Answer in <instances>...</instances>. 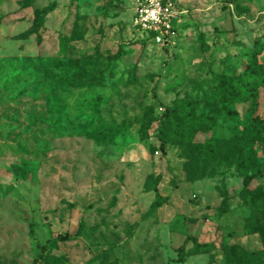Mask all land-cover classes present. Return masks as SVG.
Returning a JSON list of instances; mask_svg holds the SVG:
<instances>
[{
  "label": "rangeland",
  "instance_id": "1",
  "mask_svg": "<svg viewBox=\"0 0 264 264\" xmlns=\"http://www.w3.org/2000/svg\"><path fill=\"white\" fill-rule=\"evenodd\" d=\"M176 1L158 46L133 26L137 0H0V264H261L236 167L189 180L185 149L162 140L168 109L215 117L202 143L264 123L258 82L231 115L208 87L258 52L264 69V0ZM251 148L264 192V146Z\"/></svg>",
  "mask_w": 264,
  "mask_h": 264
},
{
  "label": "trees",
  "instance_id": "2",
  "mask_svg": "<svg viewBox=\"0 0 264 264\" xmlns=\"http://www.w3.org/2000/svg\"><path fill=\"white\" fill-rule=\"evenodd\" d=\"M249 1V0H248ZM223 4L233 5L238 7V0H223ZM52 8H46L42 11L35 12V24L40 26L44 16L51 12ZM73 38L80 39L81 35L76 33ZM146 40H150L146 35ZM262 46L260 47L261 51ZM61 52L67 53L66 43L62 44ZM251 55L246 67L233 76H227L224 73L214 72L210 80L209 93L213 101H218L224 105V110L228 115H231V109L239 104H244L248 101L257 98L255 89L256 82L264 87V69L256 76L254 70L257 67V55ZM69 85H74L69 84ZM208 92V91H207ZM206 95V94H205ZM234 113L235 110H234ZM166 121L168 122L170 140H162V148L172 141H176L184 150V158L189 162L186 171H191L188 179H203L208 175H216V170L210 168L211 163H216L218 167L225 166L230 168L236 167L237 173L243 178V189L240 192V197L243 203L251 209V216L246 221L245 231L252 234H258L262 239L263 249L261 250V264H264V224H260L257 216L264 221V192L253 189L252 184L257 179L258 174H248L246 169L248 164L252 163L255 154L251 145L253 140L258 141L264 146V123H258L256 126L249 124L245 127L247 137L244 141L229 138L227 140L214 142H196L195 138L201 132L210 131L214 128L215 117L211 116H194L186 107L182 109L170 110L165 113ZM250 147L249 149H247ZM192 165L200 167V169L192 172ZM211 169L209 172L208 170ZM158 192V191H157ZM161 198L158 195V199ZM159 206L160 202H156ZM229 204L226 197L222 202L219 211L226 209ZM207 248L208 246H200Z\"/></svg>",
  "mask_w": 264,
  "mask_h": 264
},
{
  "label": "built area",
  "instance_id": "3",
  "mask_svg": "<svg viewBox=\"0 0 264 264\" xmlns=\"http://www.w3.org/2000/svg\"><path fill=\"white\" fill-rule=\"evenodd\" d=\"M176 0H137L133 26L149 36L152 43L166 46L174 40L181 15Z\"/></svg>",
  "mask_w": 264,
  "mask_h": 264
}]
</instances>
